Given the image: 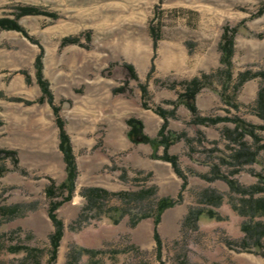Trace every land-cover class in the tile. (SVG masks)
I'll list each match as a JSON object with an SVG mask.
<instances>
[{
	"label": "rangeland",
	"instance_id": "374dc122",
	"mask_svg": "<svg viewBox=\"0 0 264 264\" xmlns=\"http://www.w3.org/2000/svg\"><path fill=\"white\" fill-rule=\"evenodd\" d=\"M263 4L264 0H0V18H13L19 6L51 14L20 17L22 32L0 29V149L14 150L18 157L17 167L10 158L0 160L7 170L0 176V205L26 206L22 214L0 224V244L36 248L39 264H264L262 250L241 230L252 222L235 209L244 206L241 195L213 177L214 167L245 187L258 183L257 174L264 179V148L253 163L238 166L232 157L238 148L233 123L194 124L179 106L167 128L181 136L168 152L177 156L186 176L182 188L168 162L152 159L149 145L133 144L125 135V120L134 116L154 137L162 120L152 109L170 110L168 102L182 90L176 83L201 73L209 75L196 96L201 115L263 124L254 112L257 90L264 86L260 77L238 89L234 83L227 87L236 108L221 100L224 74L218 50L223 26L241 23L234 37L232 82L243 71L264 72V37H257L264 33V12L257 13ZM66 38L78 42L63 45ZM37 58L52 103L72 137L78 170L72 198L57 209L63 236L52 263L48 250L53 226L44 189L49 178L63 180L64 163L51 105L37 102ZM125 65L133 67L137 80L130 78ZM138 84L147 87V109L141 106ZM254 132L261 140L258 144L264 142V130ZM243 141L250 151L256 149L252 137L245 135ZM87 187L138 192V199L111 196L103 201L130 214L141 209L153 215L160 198L175 199L181 192L180 203L165 209L155 226L160 254L152 216L131 228L129 215L112 224L106 216L85 212L86 223L79 224L85 205L81 191ZM206 191L219 194L218 206L204 199ZM198 209L202 213L197 220L185 219ZM257 219L264 222V217ZM80 247L103 253L77 257ZM32 261L24 252L0 251V264Z\"/></svg>",
	"mask_w": 264,
	"mask_h": 264
},
{
	"label": "trees",
	"instance_id": "16d2710c",
	"mask_svg": "<svg viewBox=\"0 0 264 264\" xmlns=\"http://www.w3.org/2000/svg\"><path fill=\"white\" fill-rule=\"evenodd\" d=\"M264 12V4L258 9V14ZM49 15L34 6H19L16 7V11L13 13V18L2 17L0 18V29L6 30H15L22 32L21 27L17 23L18 19L25 15ZM240 23L238 26H241ZM238 26L231 27L229 25H224L220 35L218 50H219V64L223 67L224 78L222 81V91L220 93L221 100L226 105L236 108L237 105L232 103L230 96L226 93L227 87L234 83V89H238L243 85L244 82L254 78L260 77L264 81V72L258 71L255 73H250L249 71H243L237 74V77L234 82L232 73H231V59L234 51V37L238 30ZM257 37H264V33L257 34ZM155 40V39H154ZM78 42L76 38H66L62 40V44L76 43ZM38 59V58H37ZM35 77L37 85L41 91V96L37 99L38 103H42L46 100L50 105L54 117V122L57 127V136H58V150L62 155V161L64 163V178L62 181L56 183L54 179L49 178V184L44 189L45 198L47 200L46 214L50 219L53 231L49 235V250H48V261L52 263L56 259L57 248L59 247L60 240L63 236V222L57 216V209L68 202L74 193L75 190V181L77 178L78 170L76 165L75 155L73 153L72 145L70 138L65 130V122L59 115V108L55 106L52 102L51 91L48 88L47 81L43 79L42 73L40 72L41 62L38 60L35 61ZM127 72L131 79L137 80L136 73L131 65H125ZM222 73V72H221ZM209 79V75L206 73H201L199 76H194L188 80L177 82L182 86V90L177 93L175 100L169 101L168 104L172 106L170 110L162 109L161 107H155L152 111L161 118L162 122L156 135L151 137L144 132V124L142 120L138 117H128L125 120L126 138L133 144H147L151 148L150 157L152 159H158L165 162H168L175 174L182 181V188L185 187L187 179L185 174L182 172L178 165V158L174 154L168 152L169 147L180 139V135L175 134L168 130V119L175 117L176 109L179 106H183L190 114L191 121L194 124L201 125H214L219 122H232L234 129L232 130L235 135L238 137V148L235 150L234 155L232 156L237 162L238 166L245 164L253 163L259 149L264 148V142L261 141L255 134V129L264 130V86H260L256 93V98L254 101V112L255 115L263 121V124L252 125L240 118H229L228 116L222 117H209L203 116L199 113L198 107L196 105V96L205 87V83ZM126 83V82H125ZM140 90L141 106L145 109L149 108L146 103V97L148 95L147 87L145 84H138ZM117 90H114V92ZM228 133H232L230 130H225ZM245 135H248L253 138L254 142L257 143L256 149L250 151L247 147L243 138ZM161 148V154H157V151ZM5 158H10L13 167L18 165L17 153L14 150L0 149V160ZM215 170L214 178L224 181L229 190L241 195V201L244 206L242 208H235L238 211V214L241 216L248 217L252 222L249 224H243L241 230L244 232L245 236L252 241V246L262 250V257L264 259V222L260 219L254 220L255 218L264 217V197L255 196L256 194L264 193V179L260 175H256L258 178V183L243 186L238 181L227 177L226 175L219 174ZM7 170L0 164V176L3 175ZM205 179H210L208 176H202ZM82 197L85 199V205L82 207V212L78 216L77 222L79 224L86 223L87 216L84 215L85 212H89L93 217H108L112 224H117L119 220L124 215L130 216V227L136 226V224L147 217L152 216L154 222V231H153V240L155 242L156 254L159 255L161 252V241L156 232L155 226L159 222L160 214L167 208L173 207L175 204L180 203L182 195L181 192L177 195L175 199L162 197L160 198L155 205L154 213L139 210L136 214H130V211L123 207L118 206H107L103 203L105 198L111 196H117L122 201L138 199V192H126L120 191L117 193L109 192L105 189L98 187H87L81 191ZM245 197V198H244ZM204 199L213 206H218L220 203L221 197L215 191L205 192ZM26 206L24 204L15 203L10 205H0V224L6 220H10L20 214H22L23 208ZM202 213L200 209L189 211V215L185 218L186 220L192 219L193 221L197 220L199 215ZM209 217L212 216L211 211L205 212ZM6 250L10 253L24 252L27 256L32 258V264H39L37 260V253L39 250L36 248H30L22 245H2L0 244V251ZM77 257L81 253H87L91 256H95L103 253L102 250H94L87 248H77L75 250ZM71 259L75 260L77 259ZM72 262V261H71ZM67 264H72L67 262Z\"/></svg>",
	"mask_w": 264,
	"mask_h": 264
},
{
	"label": "crops",
	"instance_id": "0c3cea01",
	"mask_svg": "<svg viewBox=\"0 0 264 264\" xmlns=\"http://www.w3.org/2000/svg\"><path fill=\"white\" fill-rule=\"evenodd\" d=\"M142 122H143V121H142ZM143 124H144V123H143ZM65 130H66V127H65ZM126 130H127V127H126ZM66 132H67V130H66ZM67 134H68V136H69V138H70V142H71L72 149H73L74 143H72V137L69 135L68 132H67ZM137 145H140V144L138 143ZM141 145H142V143H141ZM150 151H151V149H150ZM73 153H74V152H73Z\"/></svg>",
	"mask_w": 264,
	"mask_h": 264
}]
</instances>
